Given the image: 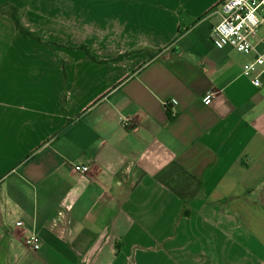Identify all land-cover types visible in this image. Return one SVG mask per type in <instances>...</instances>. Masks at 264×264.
Returning <instances> with one entry per match:
<instances>
[{"label": "crops", "instance_id": "0c3cea01", "mask_svg": "<svg viewBox=\"0 0 264 264\" xmlns=\"http://www.w3.org/2000/svg\"><path fill=\"white\" fill-rule=\"evenodd\" d=\"M221 1L0 0L39 37L0 13V264H264V72Z\"/></svg>", "mask_w": 264, "mask_h": 264}, {"label": "built area", "instance_id": "2783aa9c", "mask_svg": "<svg viewBox=\"0 0 264 264\" xmlns=\"http://www.w3.org/2000/svg\"><path fill=\"white\" fill-rule=\"evenodd\" d=\"M218 10L221 19L211 30L212 44L218 49L230 47L242 54L254 52L253 59L242 65V74L250 78L254 86L259 87L264 72V33H259L260 27L264 24V0H222ZM213 95V91H207L202 96V102L209 104ZM170 103L175 104L176 101L171 100ZM128 121L126 118L125 122ZM72 170L86 173L89 167L73 164ZM16 226L27 231L25 245L31 250H37L40 246L37 234L21 221H17Z\"/></svg>", "mask_w": 264, "mask_h": 264}, {"label": "trees", "instance_id": "16d2710c", "mask_svg": "<svg viewBox=\"0 0 264 264\" xmlns=\"http://www.w3.org/2000/svg\"><path fill=\"white\" fill-rule=\"evenodd\" d=\"M0 13L5 14L10 17L14 23L15 28L26 38L39 40V37L32 33L30 29L26 26H23L20 21V13L21 11L11 4H0ZM148 57H152V55L148 54ZM70 123L68 122L56 135L62 133L69 127ZM185 213V212H184Z\"/></svg>", "mask_w": 264, "mask_h": 264}]
</instances>
